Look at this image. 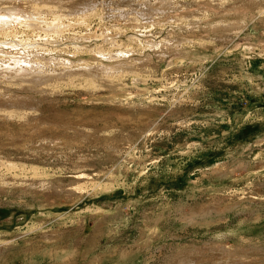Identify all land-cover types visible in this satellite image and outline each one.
I'll return each mask as SVG.
<instances>
[{"label": "rangeland", "instance_id": "374dc122", "mask_svg": "<svg viewBox=\"0 0 264 264\" xmlns=\"http://www.w3.org/2000/svg\"><path fill=\"white\" fill-rule=\"evenodd\" d=\"M16 2L88 45L0 72V264H264V0Z\"/></svg>", "mask_w": 264, "mask_h": 264}, {"label": "bare ground", "instance_id": "6f19581e", "mask_svg": "<svg viewBox=\"0 0 264 264\" xmlns=\"http://www.w3.org/2000/svg\"><path fill=\"white\" fill-rule=\"evenodd\" d=\"M6 1V5H3L2 8L5 9L6 11L4 13H0V36L2 37V39H0V58L5 59L6 57L9 58V60L13 61L12 64L16 65V67L11 68V64L8 63V61H6V64H3V67L0 68V72H6L10 74V79L11 77L13 79H11L9 82L12 84H23L27 83L29 85L26 86H30L36 89V87L38 88L40 86V84L45 83V77H43V75L41 74L40 71H34L33 70L34 67H32V69H28V66L25 65L23 66L22 63L26 62L28 65L30 64V62H32L30 59H25L23 60L24 56H20L21 52H24L25 54H27L30 51H34L37 49H40L39 47H44L49 48L50 50L52 49H56L57 48H62V46L64 48L69 47L70 45L77 49V45H79V42H81L82 46L80 47H86V45H88L86 43V41H80V39H76L74 40V42H72L71 44H66V40L64 38V41L60 39V41L58 40V38H56L60 31H61V24L59 23V21H57L56 19H52V21L47 22V19L42 17L40 18V16H35L36 14L41 15L43 12L40 11H36L37 8L35 7L36 10H30V7L27 6V3L24 2H16L17 0H4ZM14 1V2H13ZM20 1V0H18ZM38 1V0H37ZM44 1V0H43ZM2 0H0V4H1ZM29 2V1H28ZM58 2V1H57ZM54 3V2H53ZM32 5V4H31ZM32 7V6H31ZM38 7V6H37ZM46 5H43V7L39 8L41 10L46 9L45 8ZM56 8V7H55ZM72 8V7H71ZM57 9V8H56ZM51 10V9H49ZM29 11H32V14L29 15ZM56 12V11H55ZM57 16V15H56ZM86 16V15H85ZM57 18V17H56ZM62 18V17H61ZM42 20V21H41ZM50 20V19H49ZM20 21V22H18ZM17 22V23H16ZM56 24H58L56 26ZM9 27V28H7ZM7 28V29H6ZM31 31V34H35L36 35V39L32 38H25V39H20L18 38V33H24V37H27L28 32ZM25 32H27V34H25ZM20 35L22 36L23 34ZM29 34V35H31ZM66 34V33H65ZM113 34V33H112ZM19 35V36H20ZM32 36V35H31ZM61 36V33H60ZM61 38V37H59ZM111 38V39H109ZM108 41L107 42H113L114 37H110L109 36ZM90 39V38H89ZM79 40V41H77ZM85 40V39H82ZM60 42V43H59ZM85 42V43H83ZM116 42V41H115ZM120 42V41H119ZM80 43V44H81ZM114 44V43H112ZM115 45V44H114ZM118 45V43L116 44ZM115 45V46H116ZM107 47V46H106ZM98 48V47H97ZM101 48V47H100ZM103 48V47H102ZM109 48V47H108ZM74 49V50H75ZM80 49V48H79ZM83 49V48H82ZM88 49V48H87ZM112 49V48H111ZM62 50V49H61ZM59 50V51H61ZM71 50V49H70ZM108 50V49H107ZM106 50V51H107ZM39 51V50H38ZM42 51V50H40ZM69 51V50H68ZM77 51V50H76ZM79 51V50H78ZM102 51V50H101ZM100 51V52H101ZM49 52V51H47ZM53 52V50L51 51ZM35 53V52H34ZM44 53V52H43ZM79 53V52H78ZM97 53V52H96ZM32 54V53H31ZM42 54V53H41ZM101 54V53H99ZM98 54V55H99ZM103 54V53H102ZM104 54L107 55L108 58H110V56H108V54L105 52ZM24 55V54H23ZM97 55V54H96ZM95 55V57H96ZM110 55V54H109ZM39 56V55H38ZM105 56V55H104ZM33 57V56H32ZM37 57V56H36ZM35 57V58H36ZM106 57V56H105ZM43 58V57H42ZM52 58V57H51ZM7 59V58H6ZM36 60V59H35ZM41 58H39V60H37L38 62H40ZM48 60V58L46 59ZM108 60V59H107ZM50 61V60H49ZM35 62V61H33ZM109 62V61H108ZM42 63V61L40 62ZM2 64V63H0ZM25 64V63H24ZM33 64V63H32ZM35 64H37L35 62ZM34 64V65H35ZM39 64V63H38ZM45 64V63H44ZM41 64V65H44ZM31 65V64H30ZM40 65V64H39ZM40 65V66H41ZM102 65V64H101ZM107 65V64H106ZM123 65V64H122ZM11 66V67H10ZM36 66V65H35ZM85 68H83V70L85 72H89V73H96V69H89L86 66H90V64L88 65H84ZM83 66V67H84ZM111 66V65H110ZM109 66V67H110ZM44 67V66H43ZM48 67V66H47ZM70 67V65H69ZM79 67V66H78ZM93 67V66H92ZM91 67V68H92ZM100 67V66H99ZM105 67V66H104ZM123 68V67H122ZM41 69V67H40ZM39 69V70H40ZM100 69H102L100 67ZM78 71V69H76ZM104 70V69H103ZM43 71V69H42ZM36 72V73H35ZM67 72V71H66ZM65 72V73H66ZM69 72V71H68ZM101 72V71H100ZM44 73V71H43ZM34 74V75H32ZM45 75V74H44ZM48 76V75H47ZM2 78V77H1ZM52 79V78H51ZM50 79V80H51ZM62 79V78H61ZM71 79V78H69ZM56 80V79H55ZM4 81V80H3ZM6 81V80H5ZM4 81V82H5ZM3 84V83H2ZM8 85V84H7ZM25 86V85H24ZM2 87V86H1ZM6 88V87H5ZM21 88V86H20ZM23 88V87H22ZM9 91V90H8ZM27 91V90H26ZM16 92V91H15ZM9 99V98H8ZM14 101V100H13ZM2 103V102H1ZM13 111V110H12Z\"/></svg>", "mask_w": 264, "mask_h": 264}]
</instances>
